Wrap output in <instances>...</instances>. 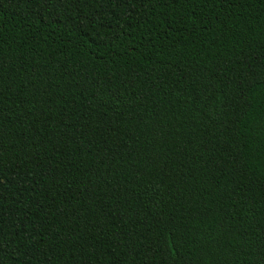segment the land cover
Listing matches in <instances>:
<instances>
[{
	"label": "trees",
	"instance_id": "1",
	"mask_svg": "<svg viewBox=\"0 0 264 264\" xmlns=\"http://www.w3.org/2000/svg\"><path fill=\"white\" fill-rule=\"evenodd\" d=\"M0 264H264V0H0Z\"/></svg>",
	"mask_w": 264,
	"mask_h": 264
}]
</instances>
